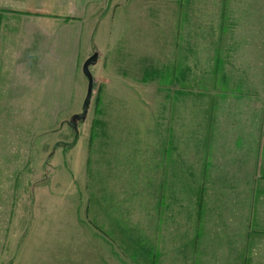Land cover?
Masks as SVG:
<instances>
[{
  "label": "rangeland",
  "instance_id": "374dc122",
  "mask_svg": "<svg viewBox=\"0 0 264 264\" xmlns=\"http://www.w3.org/2000/svg\"><path fill=\"white\" fill-rule=\"evenodd\" d=\"M85 31L35 264H264V0H101Z\"/></svg>",
  "mask_w": 264,
  "mask_h": 264
},
{
  "label": "crops",
  "instance_id": "0c3cea01",
  "mask_svg": "<svg viewBox=\"0 0 264 264\" xmlns=\"http://www.w3.org/2000/svg\"><path fill=\"white\" fill-rule=\"evenodd\" d=\"M100 2L0 0V264H35L37 218L46 223L49 214V201L37 193L51 187L36 178L46 164L66 170L57 134L84 97L78 78L88 55L86 18Z\"/></svg>",
  "mask_w": 264,
  "mask_h": 264
},
{
  "label": "water",
  "instance_id": "95a60500",
  "mask_svg": "<svg viewBox=\"0 0 264 264\" xmlns=\"http://www.w3.org/2000/svg\"><path fill=\"white\" fill-rule=\"evenodd\" d=\"M97 57H98V53H94L90 57H88L83 64V71L88 77V91H87V95H86V98L84 101L85 112H87V110H88L89 102L91 100V96H92V92H93V85H94L93 76H92V73L90 71L89 65Z\"/></svg>",
  "mask_w": 264,
  "mask_h": 264
},
{
  "label": "trees",
  "instance_id": "16d2710c",
  "mask_svg": "<svg viewBox=\"0 0 264 264\" xmlns=\"http://www.w3.org/2000/svg\"><path fill=\"white\" fill-rule=\"evenodd\" d=\"M146 74H148V72H146ZM149 77L152 78L153 76H145L144 79L148 80V79H150ZM201 190H203L202 192H203V195H204V188L202 187ZM201 198L204 199L203 197H201ZM145 251L146 252L148 251V253L150 254V256H152V257L154 256V253H153L152 250L146 249Z\"/></svg>",
  "mask_w": 264,
  "mask_h": 264
}]
</instances>
